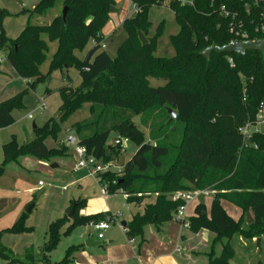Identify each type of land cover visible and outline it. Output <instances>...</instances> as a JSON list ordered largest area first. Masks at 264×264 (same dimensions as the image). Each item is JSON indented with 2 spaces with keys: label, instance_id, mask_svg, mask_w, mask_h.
Listing matches in <instances>:
<instances>
[{
  "label": "trees",
  "instance_id": "16d2710c",
  "mask_svg": "<svg viewBox=\"0 0 264 264\" xmlns=\"http://www.w3.org/2000/svg\"><path fill=\"white\" fill-rule=\"evenodd\" d=\"M131 2L135 13L123 22L126 38L114 58L104 50L102 34L116 5L114 0H41L32 11H27L30 21L45 17L58 3L63 10L68 9L65 19L61 13L48 26L32 25L29 21L15 40L7 37L0 21V52H8L7 60L21 79H33L34 85L45 82L54 71L71 68L80 77L79 86L68 85L59 90L58 117L34 130L32 142L20 145L13 137L3 146L0 177L10 164H20L27 157L51 162L68 156L69 149L58 140L62 125L88 104L90 117L70 129L87 154L103 164L116 162L121 150L115 145L108 146L112 133L117 138L129 139L137 147L121 172L98 176L109 194L120 191L127 196L129 204H141L145 198L155 197V202L148 204L127 225V236L143 241L146 227L153 226L159 232L175 220L184 202L173 201L174 194L207 191L213 194L209 211L205 204L197 205L194 215L188 218L187 229L194 234L207 231L216 236L209 253L205 254L208 264H231V241L237 234L250 240L264 235V132L254 129L247 136L243 134L244 128H255L261 122L264 61L261 53L253 51L244 55L213 52L208 57L203 53L214 44L223 47L233 41L264 39L261 30L264 0ZM166 4L178 27L170 39L175 52L171 58L155 55L165 32L164 22L147 38L151 28L149 12ZM3 16L1 12L0 18ZM139 32L148 40L147 46L142 45ZM43 36L58 44L48 75L39 70L48 53ZM90 42L93 48L86 58H78L75 53L83 52ZM150 79L162 80L165 84L153 87ZM26 95L24 91L0 104V129L14 124L13 113L23 109ZM169 110L176 113L172 122ZM156 111L160 116L151 124L150 141H146L144 132L132 120L145 117V124ZM48 139L57 143L55 148L46 145ZM223 201L242 212L238 220L229 216ZM84 203H72L70 210L76 208L72 220L65 217L49 225L47 241L40 248L39 256L28 252L21 260L2 240L6 233L33 232L26 225L28 214L24 213L12 227L0 231V261L72 264L82 246H71L60 262L50 259L62 237L76 227L106 220L109 215L101 213L81 218L79 211ZM247 214L253 222L244 230L242 225L243 221L247 222ZM70 221L72 224L62 232ZM217 244L221 246L219 253L215 250Z\"/></svg>",
  "mask_w": 264,
  "mask_h": 264
},
{
  "label": "rangeland",
  "instance_id": "374dc122",
  "mask_svg": "<svg viewBox=\"0 0 264 264\" xmlns=\"http://www.w3.org/2000/svg\"><path fill=\"white\" fill-rule=\"evenodd\" d=\"M40 1L41 0H0V12H4V16L0 18V21L9 39L15 40L19 37L30 21L27 11H32ZM114 1L116 5H114L113 8L116 11L111 12L110 20L102 31L106 46L104 50L112 58L116 56L119 46L126 38L123 22L127 18H131L135 13V7L132 6L131 0ZM183 1L186 3L191 2V0ZM166 6L167 4L164 7L153 8L149 12L148 16L151 22V28L150 33L147 34V38L153 36L160 23L164 22L165 32L158 41L155 55L171 58L174 57L175 52L170 39L177 33L178 27L174 21L173 13ZM61 13H63V6L58 3L45 17H34L30 23L37 26H48L53 17ZM43 39L47 43L48 53L46 54L45 61L39 67V70L43 75H48L50 63L57 51L58 44L57 42H50L46 36H43ZM92 48L93 43L90 42L83 52H76L75 54L78 58L85 59ZM7 53L8 52L4 51L0 52V104L24 91H27V95L23 99V109L15 110L13 113L15 120L14 124L7 128L0 129V166L4 162L3 146L9 143L13 137L20 145L32 142L35 139L33 130L34 124L38 128H41L51 118L58 117L59 107L61 106L59 90L68 85L74 88L80 85L79 73L74 68L63 72L54 71L45 82L32 85L33 79H21L12 68L7 60ZM164 84L165 82L162 80L150 79V85L153 87L162 86ZM48 91L51 93L49 94ZM42 98L43 102H41ZM89 110L90 107L86 104L81 110L72 115L67 122L62 125L63 132L58 137V140L64 139L63 134L70 130L72 125L87 120L90 117ZM159 113V111H156L150 118L146 119L145 124L143 123L145 117H136L132 120L133 123L144 132L146 141H150V127L156 120V116H160ZM29 115H32L33 118L29 119ZM170 118L171 117H169V121ZM261 119H263V124L258 125L256 130L264 132V109ZM162 120L163 118L161 121ZM116 139L117 135L112 133L108 140V146H114ZM56 144L57 143L52 139L46 141V145L50 149L55 148ZM136 150L137 147L134 143L129 142L126 144L125 150L121 151L116 160V167L113 169V172L116 174L121 172L125 164L133 157ZM75 162V158L72 157L69 158V163L67 165L52 169L50 161L27 157L23 161V167L17 168L16 165L10 164L6 173L0 177V231H5L11 227L14 216L20 206L35 207L26 217V225L34 229L31 234L21 237L8 233L4 235L3 245L11 251L16 258L24 260L25 253L29 252V254H34L31 249L38 251V249L44 245L45 241H47L46 232L49 223L64 216L63 209L68 206L71 200H73V202L83 201V197L94 196V192H92V190H94V179H96L97 182L99 179L90 175L88 171L74 170L73 167ZM84 174H86L88 178L81 182L78 181ZM39 182H43L44 186H40ZM209 194L211 195L212 193L209 192L208 195ZM107 198L111 200V206H105L104 208L108 207V210H111L115 220L111 231L122 230L121 223L126 222V218H128L131 212L134 213V210L132 208L131 212H129L123 207V205L126 207L127 205L123 201V195L121 193L115 195L110 194ZM203 200L202 197L199 198L200 202ZM87 202L88 204L85 202L82 206V210L86 208V205L90 206V201ZM102 202L104 203V201ZM154 202L155 197L145 198L141 203L142 211L140 213L143 212L148 204H153ZM192 205L193 202L187 206V215H192ZM222 205L227 208V211L233 208L225 201L222 202ZM99 206L101 207L102 205ZM26 210L23 209L20 216H22ZM248 225L247 222L243 221L242 227L244 230L248 228ZM82 227L84 229H81V231L78 229L81 227L76 228L79 233L87 232L92 238L97 236V232L92 228ZM109 232L110 231L105 233V237H108ZM215 237V235H211L206 249H203V247L197 249H200L199 251L205 254L209 253ZM204 240L207 242L206 238H204ZM259 240L260 243L258 244V239L250 240L237 234L231 241V246L233 248L231 264H264V235L259 238ZM85 241L84 244H86ZM62 244V242L59 243L56 248L57 250L53 255L54 259L59 256V250ZM200 246H204L203 243H200ZM220 247V245H216L215 250L217 253L221 251ZM63 257L59 259H63ZM205 260L207 261V259Z\"/></svg>",
  "mask_w": 264,
  "mask_h": 264
},
{
  "label": "crops",
  "instance_id": "0c3cea01",
  "mask_svg": "<svg viewBox=\"0 0 264 264\" xmlns=\"http://www.w3.org/2000/svg\"><path fill=\"white\" fill-rule=\"evenodd\" d=\"M67 132L74 135V133L71 132L70 130H68ZM63 135L65 138V133ZM69 152L71 155L68 154V157L52 160L50 162L51 168L55 164L57 165L56 168H59L60 166H65L69 163V158L74 157L76 162L73 168L74 170L75 169L78 170L76 166L77 165L76 156L73 150L69 149ZM24 159L21 160L20 164H14V165H16L17 168L23 167ZM56 168H52V169H56ZM80 171H86V170H80ZM87 178L88 176L84 174L78 181L81 182L82 180ZM92 192H94V196L84 195L87 197L82 198V200L87 204H88L87 201H90V206L86 205V208L84 210L81 209L82 211L79 212V217L83 218L101 213L109 214L108 216L114 217L111 213V210H108L109 209L108 207L111 206L110 204L111 200H109L108 198L102 195L100 183L99 181L97 182L96 179H94V190H92ZM116 194H120V193L118 192ZM211 195L209 194L206 196H201L204 199L202 202L199 201L200 197L192 201L193 202V205L191 207L192 215L186 214L187 219L194 215V210L196 206L199 205L200 203L205 204L209 211L213 198V195L212 196ZM102 201H104V203ZM123 201L127 205V207L125 205H123V207L126 208L129 212H131L133 208L134 213L131 212L128 218H126V222L121 223L122 230L111 231L112 226L114 224L113 222L111 229L108 230L110 231L108 237L106 236L103 240H99L97 236L92 238L90 234H87V232L79 233L77 230L79 229V231H81V229H84L82 226H79L81 228L76 227L78 229L75 228L69 235L62 237L60 243L62 242L63 244L60 246V250H59L60 257L58 256L57 258L55 257V259L53 258L54 252L57 250L55 249L50 254L51 261L60 262L63 259H59V258H62L63 256L65 257L66 251L71 246H82V249H80L78 252L75 253L72 264H208V260L207 261L205 260L207 259L205 253L199 251L200 249L197 248L203 247V249H206V246H208L209 238L212 235L211 233L207 231H202L200 233L194 234L190 232L188 229L184 228L180 223L173 220L165 224L159 232L156 231V229L153 226L146 227L143 241H141L138 238L130 239L127 236L126 228H123L122 225L123 223H126L128 225L132 221L133 217L142 211V205L129 204L124 197H123ZM72 203L73 200H71L68 206H66L63 209L64 216L59 218L58 220L68 217L70 211L72 210V209L70 210ZM99 205L102 206L100 207ZM105 206L108 207L104 208ZM231 206L233 208H230L229 211H227V208L225 207L224 208L226 212L229 214V216H231L235 220H238L241 217L242 212L235 206L233 205ZM29 207L31 206L23 205L18 208L17 213L14 216V221L11 227L21 217L20 214L23 211V209L26 210ZM24 213L26 214V211H24ZM72 218L71 219L68 218V219L72 220ZM53 222L55 221L50 222L49 225ZM71 224L72 221L68 222L64 226L62 232H65ZM85 227L90 228L89 225H86ZM23 235H28V234H23ZM23 235H17V236L21 237ZM204 238L207 239V242L204 240ZM84 241L86 242V244H84ZM87 243L89 246H87ZM200 243H203L204 246H200ZM31 251H33L35 256L37 255L39 256L40 248L38 249V251H34L33 249H31ZM27 253H25V255Z\"/></svg>",
  "mask_w": 264,
  "mask_h": 264
},
{
  "label": "built area",
  "instance_id": "2783aa9c",
  "mask_svg": "<svg viewBox=\"0 0 264 264\" xmlns=\"http://www.w3.org/2000/svg\"><path fill=\"white\" fill-rule=\"evenodd\" d=\"M261 30L264 35V27ZM242 38L245 39L246 35H242ZM229 63L231 65L234 64L232 59H229ZM41 102H43V98L41 99ZM32 118H33L32 115H29V119ZM262 124H263V119H261L259 125ZM254 129H256V127ZM254 129L246 127L243 130V134L247 136ZM129 142H130L129 139L127 138L118 137L115 140L114 145L119 147L121 151H124L126 144H128ZM60 144L67 147L68 149L73 150L77 159L76 166L78 170H86L90 173V175L94 176L95 178L97 177L99 179L102 195L107 198L109 195L108 189L103 185V182L98 176L101 174H105L107 172H112L113 169H115L116 167V162H113L111 164H103L94 156L87 154L85 148L80 145L77 136L72 135L68 132L65 133V138L60 141ZM39 185L44 186V183L40 182ZM208 193L209 192L207 191H196V192H178L174 194L172 197L173 201L182 200L184 202V205L181 206L178 209L177 213L175 214V221L179 223H183V227L187 229L189 225L188 219L186 217L187 206L197 198L208 195ZM123 197L127 200V196L123 195ZM113 222H114V217L108 216L106 220L99 222H91L89 224V227L97 232V237L99 240H103L105 238V233L111 229ZM0 264H6V263L0 261Z\"/></svg>",
  "mask_w": 264,
  "mask_h": 264
},
{
  "label": "water",
  "instance_id": "95a60500",
  "mask_svg": "<svg viewBox=\"0 0 264 264\" xmlns=\"http://www.w3.org/2000/svg\"><path fill=\"white\" fill-rule=\"evenodd\" d=\"M67 11L68 9L65 8L63 10V19H65L66 15H67ZM116 11L114 8H112L111 12ZM0 16H1V12H0ZM139 38L140 41L142 43L143 46H147L148 45V40L145 38V36L139 32ZM247 51H253V52H259L262 54L263 56V61H264V39L262 40H254V41H233L231 43H229L226 46L223 47H219L216 44L212 45L210 48H208L207 50L204 51V56L208 57L210 56L211 53L215 52L217 54H238V55H244ZM169 114L171 116L170 118V122L174 121L176 118V113L172 110H169ZM38 127L34 124L33 125V130H36ZM57 165H53L52 168H56ZM34 206L29 207L26 210V214H30L31 211L33 210ZM75 206L72 208V210L70 211L68 218L71 219L75 213ZM253 222L252 217L250 216V214H247V223L251 224ZM123 228H126L127 224L123 223ZM260 243V240L258 239V244ZM87 246L88 243H87Z\"/></svg>",
  "mask_w": 264,
  "mask_h": 264
}]
</instances>
